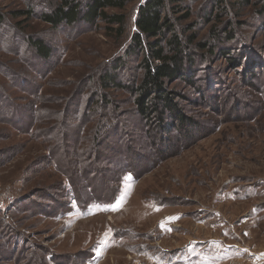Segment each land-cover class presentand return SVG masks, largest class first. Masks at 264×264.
<instances>
[{
    "label": "rangeland",
    "instance_id": "374dc122",
    "mask_svg": "<svg viewBox=\"0 0 264 264\" xmlns=\"http://www.w3.org/2000/svg\"><path fill=\"white\" fill-rule=\"evenodd\" d=\"M50 1L0 0V14L8 25L21 34L47 39L57 51L43 70L49 73L42 77L44 73L33 71L29 55L24 61L14 54L13 31L0 34V90L9 95L21 117L25 106L39 103L25 92L21 82L25 80L39 86L49 107L73 104L72 100L84 105L87 101L79 100L78 90L84 85L90 88L100 72L122 56L135 29L137 7L144 0H132L121 11H107L126 15L121 37L105 23L83 32L52 30L38 17ZM254 4L240 8L239 28L254 33L263 49L264 27L257 21L259 9ZM27 9L37 15L14 17V12ZM206 28L200 27L199 34L204 36ZM209 66L214 79L221 70V86L202 93L182 84L176 87L178 93L198 96L203 103L194 109L181 103L199 124L198 132L189 130L184 137L175 132L167 142L175 148L161 157L154 154L150 159L144 150L133 158L143 175L138 179L125 175L108 207L93 205L83 213L70 201L55 211L56 201L66 200L58 195L63 189L67 192L68 181L41 161L47 157L46 146L26 133V124L0 121V224L8 226L0 228V246L16 250L10 259L0 258V264H36L38 259L45 264H264L261 94L233 84L242 75L232 69L227 73L220 53ZM14 74L18 79H10ZM227 86L241 94L232 99ZM108 93L118 104L123 102L122 109L128 108L127 96L112 89ZM107 176L92 180L99 193L94 197L105 200L111 191Z\"/></svg>",
    "mask_w": 264,
    "mask_h": 264
},
{
    "label": "trees",
    "instance_id": "16d2710c",
    "mask_svg": "<svg viewBox=\"0 0 264 264\" xmlns=\"http://www.w3.org/2000/svg\"><path fill=\"white\" fill-rule=\"evenodd\" d=\"M131 1L51 0L44 10L38 11V17L52 30L62 32L75 28L83 32L105 23L114 27L109 31L121 37L126 29V15L107 11H121ZM255 2L259 9L257 21L264 27V0H144L137 7L135 29L122 56L104 68L99 81L90 88L84 85L78 90L79 100L87 101L84 105L72 100L73 104L49 107L37 84L20 80L31 99L39 102L25 106V116L21 117L9 95L0 90V121L26 124V133L46 146L47 157L41 161L52 165L69 183L67 192L59 191L58 197L66 200L56 201L55 211H61L70 201L83 213L93 205H112L125 175L135 179L143 175L133 158L144 150L150 152V159L154 154L161 157L175 148L167 143L175 132L184 137L189 130H199V124L181 103L191 104L192 109L203 103L198 96L178 93L176 87L182 84L202 93L221 86V70L214 79L213 66H209L217 52L225 61L227 73L232 69L242 75L238 81L232 80L233 84L256 89L264 106V89L259 90L264 85V48L256 43L254 33L239 28L238 20L242 18L240 8L252 7ZM13 15L33 18L37 14L27 9ZM200 27H207L204 36L199 34ZM5 30L13 31L16 57L26 61L29 55L33 71L44 73L45 77L49 72L43 70L57 55L56 49L39 35L17 32L0 14V34ZM260 49L262 53L258 54ZM128 64L131 68L126 69ZM228 88L232 99L241 94ZM109 89L127 96V109L120 107L123 102L118 104L111 98ZM153 165L152 162L149 168ZM100 175H110L107 184L111 191L107 190L105 200L94 197L99 193L91 185ZM0 228L8 226L2 222ZM15 252L14 248L0 246V258L10 259ZM36 264H45V260L38 259Z\"/></svg>",
    "mask_w": 264,
    "mask_h": 264
}]
</instances>
